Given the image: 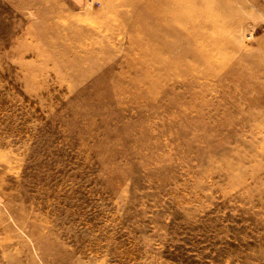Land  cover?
I'll return each instance as SVG.
<instances>
[{
  "label": "rangeland",
  "instance_id": "rangeland-1",
  "mask_svg": "<svg viewBox=\"0 0 264 264\" xmlns=\"http://www.w3.org/2000/svg\"><path fill=\"white\" fill-rule=\"evenodd\" d=\"M0 264H264V0H0Z\"/></svg>",
  "mask_w": 264,
  "mask_h": 264
}]
</instances>
